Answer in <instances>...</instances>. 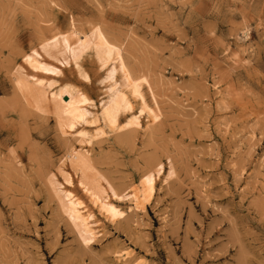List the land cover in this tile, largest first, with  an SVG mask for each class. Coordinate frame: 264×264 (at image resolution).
I'll return each mask as SVG.
<instances>
[{
	"label": "rangeland",
	"instance_id": "rangeland-1",
	"mask_svg": "<svg viewBox=\"0 0 264 264\" xmlns=\"http://www.w3.org/2000/svg\"><path fill=\"white\" fill-rule=\"evenodd\" d=\"M0 264H264V0H0Z\"/></svg>",
	"mask_w": 264,
	"mask_h": 264
}]
</instances>
